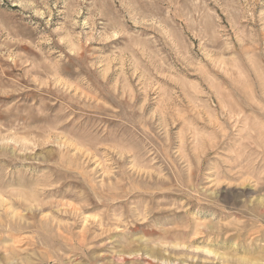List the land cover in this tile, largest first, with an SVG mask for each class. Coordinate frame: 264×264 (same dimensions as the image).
Here are the masks:
<instances>
[{
  "label": "rangeland",
  "instance_id": "374dc122",
  "mask_svg": "<svg viewBox=\"0 0 264 264\" xmlns=\"http://www.w3.org/2000/svg\"><path fill=\"white\" fill-rule=\"evenodd\" d=\"M0 264H264V0H0Z\"/></svg>",
  "mask_w": 264,
  "mask_h": 264
}]
</instances>
